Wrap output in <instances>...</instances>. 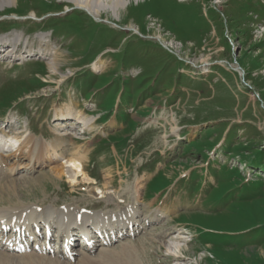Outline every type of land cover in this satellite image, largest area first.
<instances>
[{"label":"rangeland","instance_id":"obj_1","mask_svg":"<svg viewBox=\"0 0 264 264\" xmlns=\"http://www.w3.org/2000/svg\"><path fill=\"white\" fill-rule=\"evenodd\" d=\"M112 5L92 0L103 10L98 19L75 0H0L3 48L15 41L45 55L47 48L58 64L55 75L53 59H0V128L12 121L27 130L23 136L55 146L47 167L26 172L25 155L0 167V187L24 186L17 196L0 194V209L114 212L134 206L133 188L145 180L144 229L104 255L68 260L0 250V264H127L123 249L143 243L142 264H264V169L250 170L264 164V0H129L117 21L106 11ZM205 68L212 74L204 76ZM64 105L73 110L61 120ZM79 112L87 131L59 128ZM112 118L114 131L97 143ZM53 134L78 139L57 146ZM14 140H2L3 153ZM61 154L80 157L88 180ZM17 161L22 166L10 176ZM97 188L105 198L92 195ZM155 212L161 221L150 223Z\"/></svg>","mask_w":264,"mask_h":264},{"label":"bare ground","instance_id":"obj_2","mask_svg":"<svg viewBox=\"0 0 264 264\" xmlns=\"http://www.w3.org/2000/svg\"><path fill=\"white\" fill-rule=\"evenodd\" d=\"M94 1V0H93ZM108 1V0H107ZM128 1L129 0H114V5H112L111 7L108 6V8H106V11L110 10L111 12L114 13V19L117 21L118 20V17L121 15V13L127 8L128 6ZM75 3L76 5L79 6L80 9H85L89 12V14L95 16L96 18L98 19H101V16H102V13H103V10L101 9H96L95 7H92V0H75ZM94 4V3H93ZM102 8V7H101ZM129 30L131 29L130 27L128 28ZM137 32V31H136ZM18 38V37H17ZM16 38V39H17ZM19 40V39H18ZM41 42H45L46 39L42 38L40 39ZM1 42L3 43H0V55H4L6 51H8V55L6 54L5 57L8 59L10 57H18L17 54L19 53V49L16 51L15 49L13 50V48L15 46H18L17 44L19 43L18 41H15L14 43V46L13 45H6L7 46L6 48H3V44H4V41L2 40ZM40 42V43H41ZM49 44V43H48ZM48 44L45 43L44 46H48ZM44 48V47H43ZM41 48V49H43ZM21 50V49H20ZM26 51H22L21 53H19V57L17 58V61H22V60H25L27 59L28 57L30 56H37L36 53H39L41 54L42 56H40V58H43V59H47V60H51L53 59L51 62L53 63H49V69H50V73L52 74H55L57 75L56 73H58V64L56 63V61H54L55 58H51L53 56V52H50L48 51V49L46 48L45 52L47 53V55H45L44 53H42V51L39 50H34L33 48H30V47H26L25 49ZM59 50V49H58ZM12 59V58H11ZM94 71L95 72H101L102 71V67H101V63L100 61L96 62L94 65ZM205 71L202 72L204 73V75H208V74H212L210 69L209 68H205L204 69ZM73 110L72 107L68 106V105H64L63 106V109L59 110L56 112L57 114V117H59L61 120L65 119V118H69L70 117V111ZM78 115L76 116L77 119H73L74 121H65V125L59 127V128H69L68 126L74 124V125H80L81 124V118H82V113L79 112L77 113ZM58 120V119H57ZM74 122V123H73ZM76 122V123H75ZM72 123V124H70ZM61 125V124H60ZM115 125V124H114ZM87 128V127H86ZM1 131V129H0ZM172 133L174 134H178L179 133V129L178 128H173L172 129ZM66 136H71V135H66ZM58 136H56V139L55 141H58V145H61L62 142H64V140L62 141V139L64 138V136H59L60 138H57ZM72 137V136H71ZM73 138V137H72ZM36 141V140H35ZM21 140L20 139H15L11 145H13V148L10 149L11 152H8L9 153V156H14V157H17L19 151H22L21 149V145L22 143H20ZM67 142V141H66ZM20 143V144H19ZM32 144V146L29 148V150L26 152L28 155H29V158L31 159V164L32 166H34L35 168H37L36 166V162L39 161L40 163V166L41 165H47V164H50L52 163V160H54L51 156L50 157H46V160L44 162V160L42 161V159L39 160V154H40V150L41 152L46 150L45 147H43V145L41 143H39L37 141V143H35L33 141V138L32 137H29L27 138V141L26 143H24V146L26 148L28 144ZM69 143V142H67ZM168 143V142H167ZM53 145V144H52ZM49 146V145H48ZM47 146V147H48ZM17 148V149H15ZM49 148L51 149V147L49 146ZM14 153V154H12ZM47 154V153H46ZM45 154V155H46ZM49 154V153H48ZM47 154V155H48ZM2 154H0V161H2L1 159H3V155L1 156ZM43 157V154L40 156V158ZM80 158V157H79ZM79 158H76L75 156L72 157L71 159L68 160V166L70 168H72L74 171H75V175L76 177L78 176H83L86 180H88V176L87 174L85 173V170H84V165L82 163V160H80ZM49 160V163H47L46 161ZM31 166V167H32ZM38 166V167H40ZM60 167H55L54 170H58ZM14 171V170H13ZM59 174H54V178H48L50 179L51 181L53 179H56L58 177ZM47 179V178H46ZM16 181L14 182H10L7 186L5 187H0V194L1 196H3L4 198V195H8V196H12V195H15L17 196V192L18 190L20 189H24V186L23 184L22 185H18L17 183H15ZM32 182V181H31ZM30 182V183H31ZM34 182V181H33ZM143 182H145V180H143ZM30 183H28L30 185ZM37 183V182H35ZM144 183L142 184H137L136 187H135V199L136 201H140L141 200V190L144 188L143 186ZM142 185V186H141ZM37 188H40L41 186L39 185V183L37 185H33ZM31 189V188H30ZM35 189V188H34ZM92 192V195H96V191L97 192V195L101 196L102 198H105L106 197V191L104 190H101L100 188H97L94 190H91ZM8 202V201H7ZM96 204V203H95ZM93 207V206H92ZM88 208V207H87ZM20 210L18 212H16L15 210L16 209H0V221H2L4 224L6 225H12V228L17 232H20L21 229H24V228H27L29 229L30 225L32 224V222H38V219H42L43 221H46L48 219H45V218H50L51 215L53 214H56L55 212H52V210H47L45 213L46 217H39L40 215L37 214L36 210L33 208V207H25V208H19ZM135 211V210H132L130 211V209H124L120 212H118V214L115 216V224L116 226H114V228L118 227L120 232L123 231L124 229H127V227L129 226V228L131 227V229L134 231V226H135V223H134V216L132 214V212ZM135 213V212H134ZM80 212L78 211L77 213L76 212H72L71 213H68L67 215H63V217H58V221H57V224L59 225V228L61 231L65 232V235H67L69 232H73L75 230L73 229H70L71 226L70 225H73L74 222L76 223V217L78 216V220L81 219V221H90V219H93V217H95L98 222H101L104 220V216L102 217L100 213H93V214H83V215H79ZM130 217V218H129ZM74 219V220H72ZM51 220V219H50ZM83 229L85 227L89 228L88 226H84L83 224L80 226V228ZM26 231V230H25ZM84 230H78V233L80 232H83ZM83 234V233H81ZM87 234V233H86ZM1 240V238H0ZM13 241V239H11ZM12 241H9V240H6V241H1L3 242L2 244H4L6 247V249H9L11 251H16V250H19L20 249V245L19 243L17 242V246L15 245L14 246V243ZM160 241V240H159ZM9 242V244L7 243ZM142 243V242H141ZM160 243H162L160 241ZM163 244V243H162ZM134 246V245H133ZM133 246H130V247H126L123 249V253L124 254H129L128 256V263L127 264H142V260H140L139 262L136 261V257H138L139 255L142 254V252H144L146 249L144 248V243L143 244H138L137 246H134V248H131ZM1 247V246H0ZM130 250V251H129ZM39 251H42L41 249H39ZM109 250H104L102 251L101 253H103V255ZM129 251V252H128ZM111 252V251H110ZM146 252V251H145ZM135 253H140V254H135ZM107 254V253H106ZM111 255V254H110ZM176 255V254H175ZM173 255V256H175ZM69 257V256H68ZM106 258V255L103 256ZM107 257H109L107 255ZM113 257V256H112ZM117 257V256H116ZM172 258V257H171ZM175 260L177 261L178 257L177 255L175 257ZM172 258V259H173ZM111 259V257H110ZM115 259V258H114ZM118 259V258H117ZM115 259V260H117ZM174 260V259H173ZM179 260V259H178ZM175 261V262H176ZM58 262V261H57ZM84 262V261H83ZM90 262V261H89ZM180 262V261H179ZM59 263V262H58ZM82 263V262H81ZM80 263V264H81ZM118 263H120L118 261ZM47 264V263H46ZM54 264V262H53ZM60 264V263H59ZM62 264V263H61ZM67 264V263H66ZM85 264V263H83ZM121 264H124L122 261H121ZM157 264V263H156Z\"/></svg>","mask_w":264,"mask_h":264}]
</instances>
